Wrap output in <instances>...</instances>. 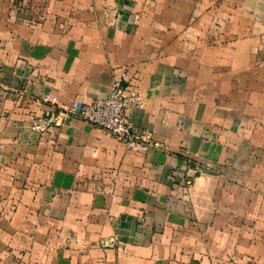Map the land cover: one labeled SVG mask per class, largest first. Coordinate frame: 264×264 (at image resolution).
<instances>
[{"label": "crops", "instance_id": "1", "mask_svg": "<svg viewBox=\"0 0 264 264\" xmlns=\"http://www.w3.org/2000/svg\"><path fill=\"white\" fill-rule=\"evenodd\" d=\"M0 72V264H264V0H0ZM121 72L166 150L57 115Z\"/></svg>", "mask_w": 264, "mask_h": 264}, {"label": "built area", "instance_id": "2", "mask_svg": "<svg viewBox=\"0 0 264 264\" xmlns=\"http://www.w3.org/2000/svg\"><path fill=\"white\" fill-rule=\"evenodd\" d=\"M141 104V96L135 85L127 81L126 72L115 74L109 93L90 102L60 108V117L78 119L91 126L102 129L117 140L123 142L128 150L148 152L152 149L166 150V146L156 141L149 130L134 126L130 120L129 110ZM199 168V166H195ZM188 175L184 186L192 183Z\"/></svg>", "mask_w": 264, "mask_h": 264}, {"label": "rangeland", "instance_id": "3", "mask_svg": "<svg viewBox=\"0 0 264 264\" xmlns=\"http://www.w3.org/2000/svg\"><path fill=\"white\" fill-rule=\"evenodd\" d=\"M9 93H10V90H9L8 83L2 80V76L0 72V101L3 100L7 95H9ZM44 99H48L47 96H45ZM32 127L37 130H43L44 124L43 122L39 120L38 122H34L32 124ZM260 150H262L263 153ZM260 150H258L260 154L251 155L250 157H248L249 159H246V161L247 160L248 161L245 163V166H264V147H261ZM188 161H189L190 166H192L193 168L192 169L193 171L191 173L193 180L198 175L216 172L215 170L212 169L211 164L209 162L200 161L196 157H191V158L188 157ZM195 166H199V168H195ZM249 264H253V261L250 260Z\"/></svg>", "mask_w": 264, "mask_h": 264}]
</instances>
